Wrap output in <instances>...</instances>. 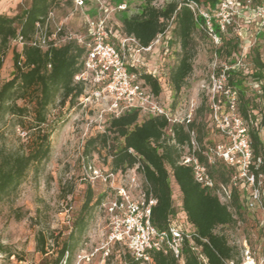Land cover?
<instances>
[{
  "label": "trees",
  "instance_id": "trees-1",
  "mask_svg": "<svg viewBox=\"0 0 264 264\" xmlns=\"http://www.w3.org/2000/svg\"><path fill=\"white\" fill-rule=\"evenodd\" d=\"M197 1L203 8L213 12L224 0ZM83 2L89 3V0ZM261 2L262 0L259 3ZM73 3L74 0H31L27 8L14 16L0 14V75L8 52L12 50L13 53L11 79L2 82L0 78V121L6 116L10 117L17 126L27 130L29 136V141L23 143L19 150L12 152L7 151L5 146L0 147V202L16 194L31 170H37L49 159L55 124V121L51 122L49 119L50 108L58 105L62 108L68 106L69 110H73L85 104L87 85L84 81H77L76 77L85 71L87 46L77 39L67 40L59 46L51 43L45 49L31 44L39 24L45 25L53 11ZM125 13L127 11H123L119 18L121 32L126 37L136 39L141 48L151 46L173 26V41L180 46L176 63L168 76V83L175 97L172 105L174 110L187 79L194 71L195 35L198 31L208 35L203 19L195 16L187 0L169 2L163 7L155 6L154 0H144L136 13ZM85 36L88 41V35ZM62 37L61 32L60 38ZM220 37L221 45L217 52L221 56L226 54L227 57H232L240 38L227 37L226 33H221ZM110 40L114 42L116 38L112 37ZM252 63L251 75L243 76L241 71L228 70L227 86L237 94L238 113L252 124L248 126L253 150L252 169L257 179L262 176L264 180V141L260 133V129L264 128V106H251L252 100L244 87L245 79L251 76L260 87V98L264 105V59L258 47L253 49ZM131 71L138 74L142 85L160 101L163 90L161 80L153 72H141L135 67H131ZM203 109L204 105L198 110V114ZM255 110L258 114L254 113ZM143 114L141 110L134 109L119 117L108 115L104 131L87 139L84 154L89 156L106 152L108 172L126 175L137 168L145 177L144 186L148 196L152 195L157 200L153 207L152 221L160 230L167 229L180 212L185 215L187 229L193 231L192 241L184 242L180 258L172 253L158 252L153 254L154 263L242 264L244 247L232 242L229 230L242 220V196L245 194L242 193L241 186H232L230 199L223 202L217 192L221 184H231L234 169L222 160L208 164L200 156L215 180V188L211 189L200 185L192 168L181 163L190 131L195 130L199 142L203 144L205 137L210 135L209 122H197L194 119L186 126L181 123L170 124L165 116ZM257 122L258 127H255ZM171 179L175 181L181 195L179 210L175 205ZM111 197L109 188L95 196L92 187H88L82 209L69 221L70 235L61 244L57 257L52 259L51 264L71 262L74 247L71 239L77 231H83L87 213L94 206H102ZM251 225L259 232L264 231V224L258 216L251 220ZM51 240L52 244H59L58 237H48L39 231L36 237L37 251L47 255ZM119 246L121 245L116 243L113 248ZM4 254L14 255L8 246L0 245V256ZM120 257L121 264H142L126 248L123 255L120 253Z\"/></svg>",
  "mask_w": 264,
  "mask_h": 264
},
{
  "label": "rangeland",
  "instance_id": "rangeland-1",
  "mask_svg": "<svg viewBox=\"0 0 264 264\" xmlns=\"http://www.w3.org/2000/svg\"><path fill=\"white\" fill-rule=\"evenodd\" d=\"M143 1L89 0V3L85 2L83 6H78L75 2L72 5H63L53 11L48 32L52 34L57 32L59 38L62 32L61 39L72 37L86 41L87 20L89 18L105 20L108 31H112V34L116 35L120 41H125L131 46L127 55L129 64H133V67L141 72H153L161 80L163 90L160 102L166 109L171 110L175 97L168 83V76L176 63L177 53L180 51V46L173 41V26L157 38L150 53H137V45L129 37L124 36L120 29L119 18L123 11H127L125 15H132L138 11ZM173 1L182 2L184 0H154V5L163 7ZM240 1L242 5L253 7L260 4L261 0ZM30 3L31 0H0V14L14 16L27 8ZM229 14L232 20L228 29L231 30L227 29L225 33L227 37L238 36L240 38L236 52L232 57H227L226 54L221 56L217 52L221 44H216L211 37L198 31L194 44L196 50L193 61L194 71L187 79L177 99L175 109L171 110L179 118L192 114V119L197 122L207 123L208 121L210 135L204 139L208 145H216L223 141L220 133L211 126L209 107L211 74L227 67L229 70L241 71L243 76L251 75L253 72L252 55L255 47L260 49L264 59V26L261 25V20L251 15L247 9L241 11V8H238V11L235 9ZM129 54L134 55L130 60ZM12 59L13 53L10 50L1 70L2 82L12 77ZM244 87L252 100L251 106L254 104L262 108L264 105L260 98L258 83L248 76ZM203 105V111L198 114V110ZM107 107V101L101 103L90 101L73 110H69L68 106L62 108L58 105L50 108L49 119L51 122L55 121V124L49 159L37 170H31L16 194L0 202V245L8 246L14 253L13 256L1 255L0 264H51L52 259L57 257L61 244L70 235L69 221L75 218L82 209L88 187H92L95 196L107 190L106 184L95 175V170L105 171L107 169L106 152L93 153L89 156L84 154L87 139L97 132L104 131L106 127V116L101 117L100 112ZM254 113L258 114L256 110ZM245 123L247 126L252 125L251 122L245 121ZM255 127H258V122L255 123ZM260 133L264 141V128L260 129ZM27 141H29L28 131L17 126L10 117L6 116L0 121V147L5 146L7 151L13 152L19 150L20 146ZM261 180L264 191V180L262 178ZM171 182L175 205L179 210L181 195L175 181L171 179ZM241 190L245 194L242 196L244 200L243 217L238 225L229 230V234L232 242L242 247H245L246 243L250 244L256 256L260 258L264 253V231L259 232L254 229L251 220L257 216L262 219L263 210L261 207L254 209L255 211L248 209L246 201L249 190L243 187ZM222 201L225 202L223 198ZM185 221V215L180 212L175 224L187 229ZM39 231L44 232L48 237L52 235L59 239V244L55 245L52 244L53 240L49 241L47 255H42L36 249V237ZM108 232V219L104 208L94 206L90 213H87V222L83 231H77L71 239L74 247L71 262L68 264H121L120 253L123 255L125 248L122 246L108 248Z\"/></svg>",
  "mask_w": 264,
  "mask_h": 264
},
{
  "label": "built area",
  "instance_id": "built-area-1",
  "mask_svg": "<svg viewBox=\"0 0 264 264\" xmlns=\"http://www.w3.org/2000/svg\"><path fill=\"white\" fill-rule=\"evenodd\" d=\"M187 1L195 16L203 19L208 36L216 44L221 43L220 34L225 33L231 25L232 18L229 13L232 10L247 9L251 15L259 18L261 25L264 26V0L253 7L242 5L240 0H224L213 12L203 8L197 0ZM74 2L78 6L84 4L83 0H74ZM52 17L53 13L50 14L45 25H38L37 33L31 43L33 46L45 49L51 43L59 46L73 39L72 37L61 39L57 36V32L49 35L48 28ZM87 21L88 41L75 38L88 49L85 71L76 77L77 81H84L87 85L85 103L107 101L108 107L101 110V117L103 115L119 117L128 111L138 109L151 116H165L170 124L181 123L188 126L192 123V114L179 118L171 110L166 109L151 91L142 85L138 74L131 71L134 65H130L127 60L130 45L125 41L118 43L116 35L108 31L105 20L89 18ZM112 37L116 38L114 42L110 40ZM130 39L137 45V52H152L155 43L148 48H141L136 39ZM228 70L227 67H223L210 76L211 126L220 133L223 141L214 146L206 142L201 144L196 131L191 130L189 141L184 146L181 163L192 168L194 177L200 185L211 189L215 188V180L200 156L206 159L208 164L212 165L216 160H222L233 168L234 176L231 184L229 186L221 184L217 190L218 194L227 202L230 199L232 186H241L249 190L246 206L250 210L261 207L264 224L262 176L257 179L252 169L253 150L249 128L238 113L236 92L227 86ZM95 175L112 193V198L102 204L109 226L108 248L116 243L124 246L131 256L141 260L142 264H155L153 254L158 252L172 253L176 258L181 257L182 246L185 241H192L193 231L183 229L176 225L175 221L164 230L153 224L152 212L157 200L152 195L148 196L144 186L145 177L137 168L130 170L126 175L108 172L107 169L95 170ZM242 258V264H264V253L258 259L247 243Z\"/></svg>",
  "mask_w": 264,
  "mask_h": 264
},
{
  "label": "crops",
  "instance_id": "crops-1",
  "mask_svg": "<svg viewBox=\"0 0 264 264\" xmlns=\"http://www.w3.org/2000/svg\"><path fill=\"white\" fill-rule=\"evenodd\" d=\"M117 42L120 43V40H119L118 37H117ZM154 43H155V42H154ZM130 47H131V46H130ZM130 49H131V48H130ZM132 52H133V50H132ZM132 52H131V53H132ZM137 53H139V52H137ZM131 57H134V55H133V54H129V60H130ZM135 61H136V60H135ZM135 61H134V62H135Z\"/></svg>",
  "mask_w": 264,
  "mask_h": 264
}]
</instances>
